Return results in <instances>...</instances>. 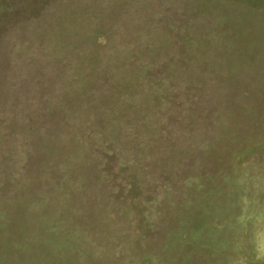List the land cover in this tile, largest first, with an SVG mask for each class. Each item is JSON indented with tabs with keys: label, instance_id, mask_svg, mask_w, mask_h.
Listing matches in <instances>:
<instances>
[{
	"label": "rangeland",
	"instance_id": "1",
	"mask_svg": "<svg viewBox=\"0 0 264 264\" xmlns=\"http://www.w3.org/2000/svg\"><path fill=\"white\" fill-rule=\"evenodd\" d=\"M185 2L72 0L31 39L0 0V264H264V0Z\"/></svg>",
	"mask_w": 264,
	"mask_h": 264
},
{
	"label": "trees",
	"instance_id": "2",
	"mask_svg": "<svg viewBox=\"0 0 264 264\" xmlns=\"http://www.w3.org/2000/svg\"><path fill=\"white\" fill-rule=\"evenodd\" d=\"M71 1L72 0H21V3H22L21 16H22V21H23V25L22 26L25 27V28H29L30 29V32H29L28 36L31 39H40V38L42 39V38H44L46 30H48V29L47 28H42L41 24L46 22V26L49 28V26H50L49 16L52 18L55 15L56 16H58L59 14L60 15L61 14L65 15V14H71V13L75 12V10L74 9L72 10V7L69 6ZM184 3H185L184 6H188L187 2H185V0H184ZM64 7L66 9H63ZM67 7L70 8V9L67 10ZM188 15L189 14L187 12V15L184 16L185 17V21H187V22H188V19L190 18ZM64 22H65V20H64ZM64 22H61V23H64ZM61 23H59V24H61ZM187 25H188V23H187ZM41 30H43V31H41ZM62 37H63L62 42H60L61 39H59L60 40L59 43H61V45L66 44V42H64L66 40V38L67 39H72V36L69 35L67 32L63 33ZM67 41H70V40H67ZM40 55H44V53H42ZM54 57H55L54 61L56 62L57 58H59V57H57V56H54ZM24 59L26 60L27 58H24ZM51 62H53V59H51V58L50 59L46 58V59H43V60L40 59L37 56L34 58V66H35V68L38 71H41V72H43L42 70L46 67V64L49 65V64H51ZM59 68L60 69L62 68L61 65H56L55 66V70L59 69ZM154 70H156L157 72L159 71L158 68L154 69ZM106 80H107L106 74H103L101 76V83L106 81ZM90 81H89V79L87 81L83 80L82 84H83L84 88L81 90L82 93L80 92L79 94H77V92H76V94H73L71 96L70 99H71V101H73V103H71V106H69L70 112H74V111L81 112V110L84 111L85 114L90 112L89 111L90 106L88 104L89 100L92 99V95H91L92 94V90L90 89V86H89ZM97 81H98V77H97ZM97 81L95 83L98 84ZM44 88L39 90V95L40 96H41V94H43L42 90ZM45 90H46V88H45ZM83 95H85V96L83 97ZM115 100L118 103L123 104V102L120 100V98H116ZM53 104H54L53 106L48 107L47 109L50 111L49 113H53L52 115L54 117L58 116V118L61 120L62 119L61 118L62 117L61 107H60L61 105H58L57 103H53ZM58 106L60 108H58ZM45 110L46 109H42L40 111H37V113L40 112L41 114H43V112H45ZM124 112L123 111L121 113H119V112L117 113L116 112V114L123 115V114H125ZM106 114L108 115V113H102V118H107ZM44 115H46V114H44ZM61 121H58L57 125L51 123L52 127H54V128H52L53 131H52L50 126H49L48 129H42L41 125H43L44 122H40V123L36 124L35 132H34L33 135H31L33 133L32 126H25L24 127V130L26 128L28 129V131H25V135L26 134L29 135L28 136L29 141L32 142L31 147L33 146V144L35 145V149L33 147V150H39V152H41V155H42L46 151L51 150L50 149L51 147H49L50 141L55 140L56 142H59L60 144H62V142H63L62 141V137L59 136V134L61 135L62 134L61 132H63V127L60 126V128H59V125L61 124ZM102 124H108V123H104L103 122ZM120 125L121 124L119 123L118 126L120 127ZM70 128H71L72 132H71V134L68 137L66 145L69 144V146L71 147V151L73 153L75 152V150H79L81 152V149H84L83 148L84 147V143L82 142V140L80 139V137L78 135L80 133L79 127L75 128L74 126H70ZM109 128H111L110 124L109 125H104L102 130L109 129ZM120 129H121V127H120ZM120 133L122 134L123 130L122 131L120 130ZM51 134H53V137L50 140ZM31 147L29 149H32ZM73 153H71V157L72 158H76ZM72 158H71V160H72L71 166L72 167H79V165H78V162H80L79 158L77 160L72 159ZM81 159H84V158L81 157Z\"/></svg>",
	"mask_w": 264,
	"mask_h": 264
}]
</instances>
